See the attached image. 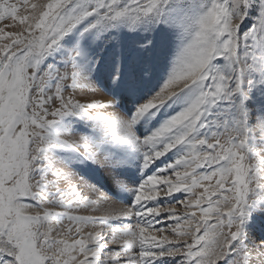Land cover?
Listing matches in <instances>:
<instances>
[{"label": "snow or ice", "instance_id": "snow-or-ice-1", "mask_svg": "<svg viewBox=\"0 0 264 264\" xmlns=\"http://www.w3.org/2000/svg\"><path fill=\"white\" fill-rule=\"evenodd\" d=\"M120 28L170 47L163 83L127 113L90 78L100 58L63 43ZM258 219L264 0H0V264H264Z\"/></svg>", "mask_w": 264, "mask_h": 264}, {"label": "rangeland", "instance_id": "rangeland-1", "mask_svg": "<svg viewBox=\"0 0 264 264\" xmlns=\"http://www.w3.org/2000/svg\"><path fill=\"white\" fill-rule=\"evenodd\" d=\"M249 22H251L249 20ZM118 35V39L122 46L123 58L122 65L124 69L123 83L119 86H113L111 83V53L113 51L114 42L110 41V37ZM151 37L154 40V46L149 51H143L138 47L139 42L145 38ZM79 42L80 48L91 57H99L97 68L92 71L91 79L96 86L105 94L116 96L120 99L117 105L119 110L127 113L136 103L146 99L163 83L168 73V58L170 47L164 44V38L157 33H145L142 31L129 32L125 28L118 31L113 29L104 33L99 39L94 34L78 35V30L74 31L70 37H66L63 42L66 47H71ZM63 52H57L55 56L59 58ZM145 68L150 69L151 78L145 79L142 73ZM73 134H79L86 131L84 126L77 122L72 128ZM74 167L84 175L86 179H90L98 186L103 185L95 176L105 181L108 187V177L103 168L98 165L79 164ZM91 172V175H89ZM96 173V174H95ZM100 183V184H99ZM107 190V189H106ZM183 206L177 208L178 213H183ZM248 224L251 230L257 235L264 231V220H249Z\"/></svg>", "mask_w": 264, "mask_h": 264}, {"label": "bare ground", "instance_id": "bare-ground-1", "mask_svg": "<svg viewBox=\"0 0 264 264\" xmlns=\"http://www.w3.org/2000/svg\"><path fill=\"white\" fill-rule=\"evenodd\" d=\"M95 176L99 179L98 181L103 185V188L106 190L107 189V186L105 184V181L102 178H99L98 174H96Z\"/></svg>", "mask_w": 264, "mask_h": 264}]
</instances>
